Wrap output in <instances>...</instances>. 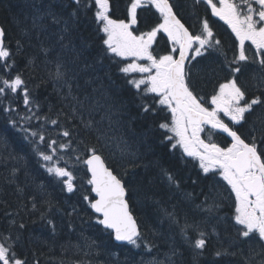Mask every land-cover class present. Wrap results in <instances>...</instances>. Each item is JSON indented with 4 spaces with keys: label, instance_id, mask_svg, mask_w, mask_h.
<instances>
[{
    "label": "trees",
    "instance_id": "obj_1",
    "mask_svg": "<svg viewBox=\"0 0 264 264\" xmlns=\"http://www.w3.org/2000/svg\"><path fill=\"white\" fill-rule=\"evenodd\" d=\"M66 2L71 3L72 0ZM109 2V14L113 19L125 22L130 19L128 8L131 0ZM179 2L182 14L177 16L188 27V0ZM171 3L176 7L173 1ZM28 4L29 0H0V25L6 30L5 44L12 52L8 63L13 64L14 61L10 75H5L8 69H0V76L10 79L19 73L33 101L31 105H24L23 89L19 90V95L10 91L7 95H0V242H5L4 237H10L6 243L13 244L17 257L26 259L27 264H130L143 257L166 258L165 254H171L173 245L179 249L178 255L173 257L177 264H261L264 261V249L261 247L264 241H249L237 234L235 197L234 194L229 195L230 186L226 181L218 173L215 179L211 174L204 178L206 174L199 168L198 161L186 155L181 159L182 149L172 150L167 143H160L163 136L157 125L171 119L166 109L147 116L140 114L136 106L140 103L137 92L126 83L133 80L136 73L125 74L118 70L132 63L133 58L107 53L102 71L92 73L89 69L85 73L82 70L83 58L75 61L71 49H61L58 34H45L38 38L35 29L25 34L24 29L31 26ZM89 7L90 11H81L78 32L67 36L64 43L72 39L79 45L86 39L90 46L88 63H92L93 57L102 51L105 37L97 31L100 25L94 20L95 7L91 3ZM158 17L159 13L151 6L138 9L137 23L130 30L134 35L147 32L159 22ZM50 32H55V29H50ZM17 41L22 45L19 51ZM42 48H50L51 51L46 55ZM171 48L167 36L159 33L151 51L158 57L168 54ZM57 59L64 62L69 77L78 74L75 81H70L73 95L83 100L85 90L89 94L84 108L75 114L71 108L74 102L70 97L64 98L67 88L54 81ZM2 64L3 61H0ZM105 72L115 82L112 87H109ZM95 75L101 79L92 84L85 83ZM196 80L201 89L210 82L204 75L196 77ZM0 86H3L2 83ZM117 87L120 88L119 100L127 107L122 115L113 116L114 122H120L110 124L107 119L101 121V117L112 103ZM93 88L97 90L93 91ZM153 97L154 94H147L149 103L153 102ZM94 101L98 103L94 104ZM91 109L94 110L89 117ZM81 113L84 119L98 122L95 128L100 131L85 129L81 124ZM24 117L32 118L28 120ZM51 120H58V125H53ZM10 121H16V126L13 127ZM149 128L153 131L145 137L144 132ZM64 130H70L72 136L63 137ZM31 132H41L47 140L69 144L64 149L57 145L56 157L60 158L59 166L73 173L74 192H67L61 181L47 172V166L51 165L42 160L29 141L35 140L41 151L50 153V149L47 142L33 138ZM101 133L105 134V138L98 142L97 137ZM26 134L28 140L24 139ZM125 140L135 156H121L117 142ZM86 145H95L117 175L127 173L123 179L130 189V209L145 240L154 245L151 251L143 243L139 248L128 243H115L108 231L97 223V215L83 200L85 195L94 198L91 186L87 184L89 174L82 163L87 157ZM77 157L81 159L77 160ZM55 162L56 158L52 163ZM161 168L176 176L180 181L179 189L167 185L160 175ZM185 193H193V199H185ZM213 200L220 207L209 212L207 207ZM164 210L174 211L179 223L167 217ZM185 225L189 226L186 229L187 239L181 232ZM200 232L206 234L207 242L203 254L197 256L196 253L201 250L194 249L193 245L200 238ZM225 249L229 254L215 255L216 251Z\"/></svg>",
    "mask_w": 264,
    "mask_h": 264
},
{
    "label": "snow or ice",
    "instance_id": "obj_2",
    "mask_svg": "<svg viewBox=\"0 0 264 264\" xmlns=\"http://www.w3.org/2000/svg\"><path fill=\"white\" fill-rule=\"evenodd\" d=\"M206 2L211 6L213 15L225 20L239 40V55L234 59L241 62L249 60L244 45L245 41H250L255 46L256 55L260 57L259 65L264 70V0H240L239 4L234 3L233 0H218L219 7L213 0H206ZM90 3L95 7L94 20L100 25L97 31L102 32L105 37L102 40V51L93 57L92 63H88L87 52L90 46L86 39L82 40L79 45L72 39H68L67 43H64L67 36H73L78 32L81 11L82 9L90 11ZM149 5L159 13V22L149 31L134 35L130 27L137 23V10ZM28 7L31 9V26L24 29L25 34H28L32 29L36 30L38 38L45 34H58L61 49H71L75 61L83 58L82 70L85 73L89 69L92 73L102 71L105 68L103 60L107 53L118 57L133 58L132 63H128L118 70L125 74L136 72L143 74L141 79L126 82L137 92L140 103L136 106L140 114L147 116L166 109L171 116L170 120L165 119L157 125V128L162 130L163 139L160 143H167L172 150L182 149L181 159H184L186 155L198 161L199 168L206 174L204 178H207V174H211L215 179L218 173L223 181H226L227 186H230L229 195L234 194L235 197L234 220L235 225L239 226L237 234L249 241H264V128L260 130L259 137L253 134L257 131L254 126L246 131H241L244 124L248 123V116L255 111V107L264 108V93L261 94V97L248 99L247 90L238 83L237 74L242 72V67L233 68L230 66L232 78L221 83L219 91L211 96L212 107H205L201 102L202 98L198 99L192 83V67H195L192 65V61L197 57H203L205 52L220 44L219 40L214 39L207 19L201 22L199 33L194 34L178 18L177 13L173 10L174 5L169 0H131V5L128 8L130 19L127 22L111 17L109 0H88V2L72 0L71 3H67L66 0H29ZM69 8L70 11H68ZM50 29H55V32H50ZM159 33L166 34L172 48L168 54L157 57L153 55L151 48ZM5 38L6 30L0 26V61H3L0 69H8L9 71L5 75H10L14 61L13 64L8 63L12 59V52L6 46ZM21 47L22 45L17 41V51ZM42 51L47 55L51 49L42 48ZM141 59L148 63L135 62ZM253 62H255V55ZM187 65H192V67ZM77 75L73 74L69 77L64 62L57 59L54 81L61 84V87L67 88L64 98L70 97L74 102L71 104L74 114L80 112L85 106V100L89 99L86 90L83 100L78 95H73V84L70 81H75ZM104 76L108 77L109 87H112L115 82L111 80L107 72L104 73ZM100 79L99 75L90 76L85 83L92 84L95 80ZM0 83L3 85L0 86V95H7L9 91L19 95V90L23 89L24 105L28 106L33 103L25 81L19 73L10 79L0 76ZM260 84L264 86V77H261ZM76 88L80 89L79 83L76 84ZM96 90L93 88V91ZM119 92L120 88L117 87L116 95L112 96V103L108 105L101 121L107 119L110 124L120 122H114L113 116L118 113L122 115L127 106L119 100ZM149 93L154 94L152 103H149L146 98ZM93 103L98 102L94 101ZM36 107L40 106L37 104ZM10 110L4 109V111ZM93 110H89V117ZM221 113L228 118L229 123H225L220 118ZM31 118L24 117L23 119L30 120ZM36 119H39V116H36ZM10 122L13 127L16 126V121ZM50 122L53 125H58V120ZM97 123L91 118L84 119L81 113V124L85 129H95L99 132L100 129L95 128ZM261 123H264V120H261ZM205 125L227 133L231 138V144L228 147H220L215 143H205L200 138V133L204 130ZM22 131L28 132L27 129H22ZM152 131L151 128L145 130L144 136H148ZM30 135L33 138L38 137L40 142H47L50 153L41 151L35 140L29 141L33 145V150L42 160L51 165L47 166V172L58 178L67 192H74L76 186L73 173L66 167L59 166L60 158L56 157L58 150L56 146L64 149L68 148L69 144L59 143L54 139L47 140L41 132H31ZM62 136L70 138L72 132L64 130ZM102 138H105L104 133L97 137V141L99 142ZM24 139L28 140L27 134ZM117 147L121 156H135V153L131 151V145L126 140L117 142ZM85 151L87 158L83 159L82 163L86 165L87 171L91 174L87 184L91 185L90 191L95 193V198L85 195L83 200L88 202V206L95 214H98L97 223L102 225L103 229L108 231L109 236L115 241L127 242L137 248L143 243L151 251L154 245H150L145 240L137 220L130 210V189L123 179L127 173L117 175L112 168L106 165L105 159L95 145H86ZM54 158H56V162L52 163ZM76 159L80 160L81 158L77 157ZM160 175L170 188H180V181L172 172L161 168ZM148 182L151 183V180ZM193 183H197V181H193ZM193 196V193H185V199H193ZM207 200L206 196L205 202ZM197 207L200 206L197 205ZM219 207L220 205L213 200V203L208 205L207 211L211 212ZM73 211L75 212L76 209L74 208ZM164 214L174 223H179L174 211L164 210ZM188 227L185 225V228L181 229L186 239ZM199 236L200 238L196 239L193 245L194 249L201 250L196 253L197 256L203 254L202 250L206 248L207 242L204 232H200ZM3 239L5 242H0V264H27L26 259L17 257L13 244L6 243L10 237ZM261 247L264 249V244ZM178 251L179 249L173 245L170 250L171 254H165L166 261L153 259L151 264H177L173 257L178 255ZM226 254H229L226 249L218 250L215 253L217 257ZM261 264H264V261Z\"/></svg>",
    "mask_w": 264,
    "mask_h": 264
},
{
    "label": "flooded vegetation",
    "instance_id": "obj_3",
    "mask_svg": "<svg viewBox=\"0 0 264 264\" xmlns=\"http://www.w3.org/2000/svg\"><path fill=\"white\" fill-rule=\"evenodd\" d=\"M169 1L174 2L177 8L174 7L173 10L177 15H181L180 0ZM213 2L217 3V7H219L218 0H213ZM233 2L239 4L240 0H233ZM204 19L209 21L214 39L219 40L220 44L215 48L209 49L208 52H205L203 57H197L196 60L192 61V65H195V67L189 65V67H192V83L198 99L202 98L201 102L204 103L205 107H212L210 104L211 96L219 91V85L221 83H225L228 79L232 78L230 66L233 68L237 66L242 67V72L237 74L239 77L238 83L247 90V98L261 97V94L264 93V86L260 84V79L264 77V70H262L259 65L260 57L256 55L255 46L252 45L250 41H245L244 47L249 60L243 62L236 61L234 58L239 55V40L231 27L225 20L213 15L211 6L207 4L206 0H188V15L186 16V22L189 30L194 34L199 33L201 22ZM254 55L255 62H253ZM197 61H199V63H197ZM203 75L204 78L209 79L210 82L205 88L201 89L197 83L196 77H202ZM220 118L223 119L225 123H229L228 118L223 116L222 113ZM261 120H264V108L257 106L255 107V111L248 116V123L244 124L241 131H246L254 126L257 131L253 134L259 137L260 130L264 128V123H261ZM230 126L232 125L230 124ZM200 138L203 139L205 143H215L220 147H228L231 144V139L227 135L207 125L204 126V130L200 133Z\"/></svg>",
    "mask_w": 264,
    "mask_h": 264
},
{
    "label": "rangeland",
    "instance_id": "obj_4",
    "mask_svg": "<svg viewBox=\"0 0 264 264\" xmlns=\"http://www.w3.org/2000/svg\"><path fill=\"white\" fill-rule=\"evenodd\" d=\"M146 23L148 24V21H146ZM128 58H131V57H128ZM132 62H133V59H132ZM135 62L141 63V64L148 63V61L143 60V59L137 60ZM142 76H143V74L136 72V74L133 76V79H141ZM142 88H143V86H142ZM116 140H119V138H116ZM153 259L160 260V261H166V258H160V257L150 256V257L139 258V261L138 262H131L130 264H151V262L153 261Z\"/></svg>",
    "mask_w": 264,
    "mask_h": 264
},
{
    "label": "water",
    "instance_id": "obj_5",
    "mask_svg": "<svg viewBox=\"0 0 264 264\" xmlns=\"http://www.w3.org/2000/svg\"><path fill=\"white\" fill-rule=\"evenodd\" d=\"M1 26V25H0ZM187 63V62H186ZM208 127H210L211 128V126L210 125H207ZM216 130H218L219 132H221V133H223V134H225V135H227V133H224V132H222L221 130H219V129H216ZM228 136V135H227ZM229 137V136H228ZM230 138V137H229ZM231 139V138H230ZM87 158V157H86ZM85 158V159H86ZM106 163V162H105ZM106 165H107V163H106ZM86 166V165H85ZM108 166V165H107ZM109 167V166H108ZM87 168V167H86ZM88 174H89V179H90V173L88 172ZM91 186V185H90ZM92 195H93V197L95 198V193H92ZM131 210V209H130ZM93 211V210H92ZM133 214V213H132ZM96 215H98V214H96ZM133 216H134V214H133ZM134 218H135V216H134ZM136 219V218H135ZM137 224H138V222H137ZM139 225V224H138ZM102 226V225H101ZM103 227V226H102ZM113 241L115 242V243H117V244H125V243H127V242H118V241H115L114 239H113Z\"/></svg>",
    "mask_w": 264,
    "mask_h": 264
}]
</instances>
